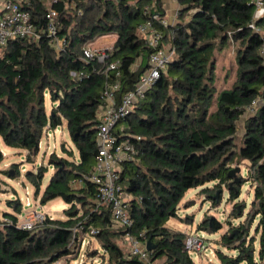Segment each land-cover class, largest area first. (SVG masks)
Masks as SVG:
<instances>
[{
    "label": "trees",
    "instance_id": "1",
    "mask_svg": "<svg viewBox=\"0 0 264 264\" xmlns=\"http://www.w3.org/2000/svg\"><path fill=\"white\" fill-rule=\"evenodd\" d=\"M176 2V21L163 26L160 0H57L52 5L57 13L55 38L63 40L57 49L45 30L47 0H26L23 7L38 38L0 48V140L25 151L30 162L39 152L43 134L65 120L78 158L49 157L53 173L39 198L41 205L62 199L69 206L64 219L46 218L27 231L17 227L19 200L9 202L14 213L0 212V264L75 260L79 238L91 228L97 231L89 236L97 247L83 254L99 257L100 264H194L185 250L187 235L167 223L178 217L187 191L208 184L212 186L203 187L201 193L212 207L220 205L224 191L231 204L226 220L204 216L196 225L197 233L209 235L226 225L216 242L217 264H264V17L252 21L250 0ZM146 20L163 36L156 48L169 46L176 56L129 116L118 121L117 125L124 122L125 126L115 127L117 137L128 138L137 148L119 177L132 219V226L123 229L113 222L107 207L97 205L92 183L85 181L76 188L72 182L92 170L97 112L104 104L106 85L119 83L114 93L119 101L148 67V57L156 48L138 32ZM105 36L115 37L105 62L83 61L86 45ZM230 42L235 44L234 81L228 90L219 91L214 83L215 63ZM112 61L119 62L118 76L107 71ZM254 102V111L247 112ZM242 117L243 135L235 148ZM235 160L248 162L247 173L238 175L239 184L230 185L227 174ZM10 171L18 177L15 165ZM46 172L47 167L39 166L35 173H26L35 197ZM244 184L252 190L249 208L240 200ZM126 232L150 242L146 262L118 245L117 239Z\"/></svg>",
    "mask_w": 264,
    "mask_h": 264
},
{
    "label": "built area",
    "instance_id": "2",
    "mask_svg": "<svg viewBox=\"0 0 264 264\" xmlns=\"http://www.w3.org/2000/svg\"><path fill=\"white\" fill-rule=\"evenodd\" d=\"M253 7L252 21H259L264 17V0H250ZM57 0H47L45 12L46 33L55 39L56 48L63 45V40L55 38L57 29V13L52 5ZM26 0H0V48L5 47L9 42L23 40L27 42L36 41L38 32L31 20V15L23 5ZM156 16H153L155 18ZM163 26L168 25L167 19L160 22ZM255 31L254 24L250 26ZM139 34L145 38L147 43L156 48L162 41V34L154 27L152 21L146 20L138 26ZM110 49L98 50L94 48H84L82 60L85 62L96 60L98 63H104L108 57ZM262 64L264 65V50H261ZM173 48H156L148 57V67L139 77L133 89L124 93L120 100L115 99V92L119 89L117 81L107 84L104 91V104L100 106L97 112L98 126L96 130L95 142L97 153L94 159L92 170L82 179L72 182L76 188L82 186L85 181L95 186V200L98 206L107 207L110 210L113 222L120 228L129 229L132 226V219L129 215L128 196L123 191L119 183V177L125 163L131 162L136 153V144L128 138L117 137L115 127L120 119H123L131 113L134 104L143 98L145 92L150 89L159 79L162 73H165L170 62L175 58ZM118 61H112L107 67V71L115 72L118 76ZM215 80V78H214ZM256 103L247 108V112L254 111ZM140 138H135L139 142ZM4 155L3 152H1ZM26 206L30 207L28 200ZM46 218L36 212L34 209H28L23 213V218L17 221V227L27 231L35 230ZM50 219V218H49ZM0 220L2 218L0 217ZM97 231L90 229L88 233L83 234L80 243L83 244L85 235H94ZM142 234L139 235L141 237ZM124 237L128 243L129 252L132 256L147 261V252L145 243L139 238L126 232ZM202 236L195 232L193 235H187L185 240V250L190 253L207 251L202 241ZM84 245V244H83ZM212 254V252H210ZM52 264H58L54 262Z\"/></svg>",
    "mask_w": 264,
    "mask_h": 264
},
{
    "label": "rangeland",
    "instance_id": "3",
    "mask_svg": "<svg viewBox=\"0 0 264 264\" xmlns=\"http://www.w3.org/2000/svg\"><path fill=\"white\" fill-rule=\"evenodd\" d=\"M1 6V5H0ZM102 37L96 38L92 43L86 45V48L89 46L94 49H105L106 47H111L113 39L101 40ZM169 46H165L167 49ZM234 55L235 47L229 49L225 55L220 56L218 61H221V71L217 68L215 69V80L214 83L217 84V89L219 91L229 89L234 81ZM45 107L47 114H50L51 103L49 102L48 97L45 98ZM242 117L237 122V133L235 136L234 144L235 148L240 145V138L243 135V121ZM125 126L124 122H121L117 125L116 129L123 128ZM0 151L4 153L2 160L0 161V212L14 213L13 207L10 205V201L19 200L21 206V212L19 214L15 213L18 216V220L23 218V213L28 209H34L36 212L45 215L50 219H64V210L69 206L63 202L62 199L56 198L44 205L39 203V198L42 193V190L49 182V179L53 173V167L49 165V157L53 154L57 158H63L68 161H76L78 156L75 150L73 143L71 142L68 132L66 121L62 120L61 126L57 127L55 130L46 131L39 144L38 154L28 162L26 160V152L23 150L12 149L5 146L0 140ZM72 153V157L69 153ZM11 165H15L18 171V177H16L13 171H10ZM248 162H240L235 160L231 166L232 168L239 167L240 173L243 177L246 176V166ZM39 166L47 167V172L44 175L42 180V185L38 197L34 196V189L30 184L28 178L26 177L27 172L35 173ZM11 172V175H8L7 172ZM211 184L205 185L203 187H211ZM203 187H198L191 189L185 193L179 206H178V217L170 219L167 223V226L171 229L179 231L186 235H193L196 232V225L204 216H214L220 221L227 219V215L230 211L231 204L226 202L227 193L224 191L223 199L220 205L216 208L212 207L201 189ZM253 195L252 190L250 189L249 184H244L242 186V192L240 200H244L249 208V205L252 201ZM30 203V207L26 206V201ZM79 207V206H78ZM236 223V222H235ZM226 230V225L223 224V228L215 234H206L199 232L201 235L204 247L207 248V251H201L198 253H190V256L194 264H214L216 262L215 256L213 257L216 247V242L219 240V235ZM85 240L83 244L79 245V256L77 259L73 258H62L57 260L58 264H100V258L95 257L90 259L86 254V251L90 252L95 247L96 243L89 236L85 235ZM81 240V238H79ZM118 245L122 248L124 252L129 251L128 243L125 237L117 239ZM85 250V254L83 251ZM212 252V254H210Z\"/></svg>",
    "mask_w": 264,
    "mask_h": 264
},
{
    "label": "crops",
    "instance_id": "4",
    "mask_svg": "<svg viewBox=\"0 0 264 264\" xmlns=\"http://www.w3.org/2000/svg\"><path fill=\"white\" fill-rule=\"evenodd\" d=\"M160 2H161V7H162L163 12H164V18L167 19L169 25L174 24V22L176 21V16H177V11H178V4H177L176 0H160ZM110 38H115V37L114 36H105V37H102L101 40L110 39ZM114 40L115 39H113V42H114ZM113 42H112V44H113ZM93 44H95V42L92 43L91 45H93ZM234 47H235V44L233 42L232 43L230 42V44L225 48V53L229 49L234 48ZM106 49H111V47H106L105 49H102V50H106ZM222 64L223 63L221 61H218V60L215 63V69L217 68L218 73H219V71H221V65ZM215 69H214V77H215ZM225 90H228V89H225ZM17 219H18V216H17ZM214 256L215 255H213V257ZM214 264H217V260H216V262H214Z\"/></svg>",
    "mask_w": 264,
    "mask_h": 264
},
{
    "label": "water",
    "instance_id": "5",
    "mask_svg": "<svg viewBox=\"0 0 264 264\" xmlns=\"http://www.w3.org/2000/svg\"><path fill=\"white\" fill-rule=\"evenodd\" d=\"M12 173L11 172H9V175H11ZM240 174V168L239 167H235V168H233V169H231L229 172H228V174H227V178L228 179H231V182H230V185H232L233 183H235V184H239L240 183V179L238 178V175ZM217 195L218 194H216L215 196H214V198H217ZM144 247H145V250L146 251H149L150 250V242H145V245H144Z\"/></svg>",
    "mask_w": 264,
    "mask_h": 264
}]
</instances>
